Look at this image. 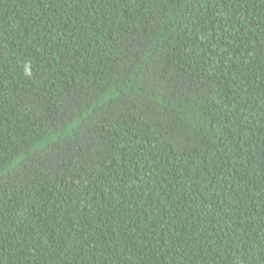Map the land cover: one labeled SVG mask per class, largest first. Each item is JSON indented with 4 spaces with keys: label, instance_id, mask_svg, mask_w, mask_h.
<instances>
[{
    "label": "trees",
    "instance_id": "16d2710c",
    "mask_svg": "<svg viewBox=\"0 0 264 264\" xmlns=\"http://www.w3.org/2000/svg\"><path fill=\"white\" fill-rule=\"evenodd\" d=\"M0 264H264V0H0Z\"/></svg>",
    "mask_w": 264,
    "mask_h": 264
}]
</instances>
